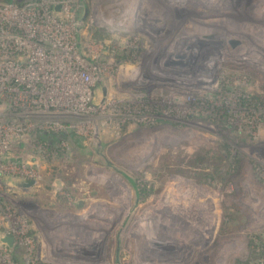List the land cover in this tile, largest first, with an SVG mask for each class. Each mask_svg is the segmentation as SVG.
I'll return each mask as SVG.
<instances>
[{
    "label": "rangeland",
    "instance_id": "rangeland-1",
    "mask_svg": "<svg viewBox=\"0 0 264 264\" xmlns=\"http://www.w3.org/2000/svg\"><path fill=\"white\" fill-rule=\"evenodd\" d=\"M77 3L78 52L94 64L81 73L93 110L79 116L92 118L98 137L70 142L73 155L29 187L6 166L22 141L0 153V239L9 212L34 239L25 252L12 232L16 245L9 252L0 241V259L49 264L57 250L89 242L102 264H264V0ZM201 44V68L165 67L174 51ZM7 52L0 65L21 57ZM5 78L0 107L13 106ZM49 101L42 111L69 112ZM154 241L175 250H154Z\"/></svg>",
    "mask_w": 264,
    "mask_h": 264
},
{
    "label": "built area",
    "instance_id": "built-area-1",
    "mask_svg": "<svg viewBox=\"0 0 264 264\" xmlns=\"http://www.w3.org/2000/svg\"><path fill=\"white\" fill-rule=\"evenodd\" d=\"M77 2L78 0L0 1V54H8V49H15L21 56L17 60L7 55L6 63L0 65V80L6 76L4 81H8L13 105L0 107V118H5L0 122V153L5 149L9 150L13 146H18V143L22 141L25 146L23 152L14 153L10 149L9 155L13 152L12 159L6 166L12 172L23 173L34 183L41 179L39 172L51 171L53 168L59 169L60 162L67 159V156L73 155L72 148L65 150L70 142L87 140L92 144L91 139L96 140L99 133L91 117L79 116L82 112L89 113L93 110L86 106L87 85L81 73H90L94 70V64L82 58L83 56L78 52L75 37L82 23L74 21L78 8ZM64 19H69L71 22H67L68 25L65 26L63 24L65 22H61ZM24 56H27L26 59ZM35 80L44 86L51 83L52 88L49 94L39 92ZM13 81L15 83L12 84ZM16 93L23 94L20 98L22 102L20 109L14 107L18 97ZM77 95L81 96L77 97ZM48 97H50V105L67 107L69 112H60V114L42 111L41 106L47 102ZM28 103L31 105L29 108ZM124 109L126 113L127 108L124 107ZM135 113L136 117L140 114ZM123 116L125 119L129 117L126 114ZM136 120L143 121L144 116L140 115ZM68 122L71 123L67 124ZM121 122L123 123L122 120ZM1 125L8 127L5 129ZM43 135L49 137L46 138ZM44 138L48 140L47 143L43 141ZM28 156L29 160L26 158ZM36 156H39L38 160L31 162V158L35 159ZM45 163L51 165L48 164L45 167ZM53 186L56 187L55 184ZM68 200L70 205L78 203L77 199L68 198ZM12 215V212L6 214V219L11 221L12 226L10 230L4 231L0 241L3 242V238L7 236H18L21 247L26 252V248L32 247L34 239L28 236L30 231L27 224L13 223L16 219ZM2 244L8 248L9 252L11 251L12 247L7 243ZM14 245H16L15 239ZM5 258L2 256L0 259L4 264H21L9 257L5 261ZM47 263L89 264L70 261H48Z\"/></svg>",
    "mask_w": 264,
    "mask_h": 264
},
{
    "label": "water",
    "instance_id": "water-1",
    "mask_svg": "<svg viewBox=\"0 0 264 264\" xmlns=\"http://www.w3.org/2000/svg\"><path fill=\"white\" fill-rule=\"evenodd\" d=\"M59 10V8H57ZM204 44H201L198 50L194 48H188L184 50L174 51L169 55V59L165 63L167 69H176L182 72L190 71L191 69L201 68L200 60L202 54L204 53ZM34 184V181L24 182L21 184L22 187H29ZM3 242L7 243L10 247L14 246V237L7 236L3 238ZM152 248L154 250L164 251H173L175 250L174 245L162 243L158 241L152 242ZM102 248L98 246L97 243H89L86 245H79L74 247H65L63 249L57 250V253L60 254L61 259H56L57 262H84L89 264H102L104 260V252ZM56 253V254H57Z\"/></svg>",
    "mask_w": 264,
    "mask_h": 264
},
{
    "label": "bare ground",
    "instance_id": "bare-ground-1",
    "mask_svg": "<svg viewBox=\"0 0 264 264\" xmlns=\"http://www.w3.org/2000/svg\"><path fill=\"white\" fill-rule=\"evenodd\" d=\"M257 33V32H256ZM261 37V36H260ZM254 49V48H253ZM256 50V49H255ZM258 50V49H257ZM69 221H70V219H69ZM147 224V223H146ZM144 226H145V224H144ZM103 233H101V235H100V237L98 238V241L100 240V241H102V237H103Z\"/></svg>",
    "mask_w": 264,
    "mask_h": 264
},
{
    "label": "crops",
    "instance_id": "crops-1",
    "mask_svg": "<svg viewBox=\"0 0 264 264\" xmlns=\"http://www.w3.org/2000/svg\"><path fill=\"white\" fill-rule=\"evenodd\" d=\"M78 203H79V204H78ZM78 203H77V204H78L79 208H83L84 205H83L80 201H79ZM78 206H77V207H78Z\"/></svg>",
    "mask_w": 264,
    "mask_h": 264
},
{
    "label": "trees",
    "instance_id": "trees-1",
    "mask_svg": "<svg viewBox=\"0 0 264 264\" xmlns=\"http://www.w3.org/2000/svg\"><path fill=\"white\" fill-rule=\"evenodd\" d=\"M7 1V0H6ZM66 189L68 190L69 188L68 187H66Z\"/></svg>",
    "mask_w": 264,
    "mask_h": 264
}]
</instances>
